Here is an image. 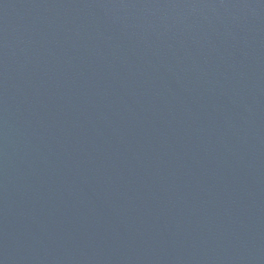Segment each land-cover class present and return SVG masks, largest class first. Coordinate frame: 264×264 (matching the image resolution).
I'll use <instances>...</instances> for the list:
<instances>
[{"label": "water", "instance_id": "95a60500", "mask_svg": "<svg viewBox=\"0 0 264 264\" xmlns=\"http://www.w3.org/2000/svg\"><path fill=\"white\" fill-rule=\"evenodd\" d=\"M0 264H264V0H0Z\"/></svg>", "mask_w": 264, "mask_h": 264}]
</instances>
